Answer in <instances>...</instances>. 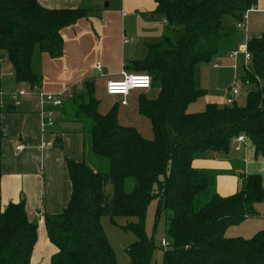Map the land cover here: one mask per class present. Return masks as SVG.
<instances>
[{
	"label": "trees",
	"instance_id": "trees-1",
	"mask_svg": "<svg viewBox=\"0 0 264 264\" xmlns=\"http://www.w3.org/2000/svg\"><path fill=\"white\" fill-rule=\"evenodd\" d=\"M154 13L166 21L159 39L147 43L142 59H130L123 68L151 76L155 96L140 92L138 113L153 133L146 139L117 120V105L98 111L94 82L84 80L66 99L61 115L82 124L83 157L67 160L71 194L57 214H44L50 243L56 248L50 264H118L101 226V216L135 217L122 228L136 240L127 247L128 264H148L153 238L145 232L147 207L157 200L168 210L161 264H264V227L249 238L227 237L229 227L257 214L264 202L258 174L236 173L239 189L221 196L215 178L232 170L197 169L196 158L227 152L232 140L244 134L255 155L264 157V33L246 43L249 67L240 81L249 86L244 106L234 99L219 106L207 103L202 111L187 112L189 104L206 92L196 87L195 68L225 51L235 24L257 0H153ZM89 7H42L38 0H0V52H5L16 83L41 84L33 68L35 51L51 58L63 55L61 30L93 15ZM231 89V88H230ZM229 89V92H230ZM10 110L6 107L0 113ZM0 129V179L1 140ZM133 187L125 191V181ZM112 187L111 197L105 187ZM37 223L28 219L24 201L0 203V264H33Z\"/></svg>",
	"mask_w": 264,
	"mask_h": 264
},
{
	"label": "crops",
	"instance_id": "crops-1",
	"mask_svg": "<svg viewBox=\"0 0 264 264\" xmlns=\"http://www.w3.org/2000/svg\"><path fill=\"white\" fill-rule=\"evenodd\" d=\"M115 1L117 5L110 10V0H38L42 7L50 9L89 7L93 11H97L100 9L99 7L103 8V3L105 8V10H101L104 13L103 18L97 19V17L91 16L88 19H80L75 24L61 30L64 40L63 55L57 60L46 59L47 55H45L40 84L43 90L49 93L64 91L73 93L80 89L85 77L83 60L86 57V55L80 56V54L84 43H91V36L94 34L99 36L97 49L102 52L106 50L111 55V60L107 54L104 59L102 58L105 61L110 60L104 63L105 75L109 77L107 80L119 79V72L123 69V53L126 50L124 49L125 40H121V29L124 25L126 26L128 17L131 16L137 21H144V24H152L154 16H148V14L154 13L155 3L153 0ZM248 15L246 30L237 29V32L242 36L245 35L247 39L264 33V0H257ZM129 20L132 22L131 19ZM163 20L162 18V23ZM162 30L163 27L160 33ZM247 30L252 33L250 37L246 35ZM123 33L125 35L126 31L123 30ZM110 36L114 38V41L108 44L107 38ZM229 51L220 52L216 56H229L231 55ZM130 59L138 58L131 57ZM54 61L61 62L60 71H54L50 67L46 68V63L48 65L55 64ZM79 62H82L83 71ZM91 66L96 68L94 63ZM120 67L122 68L120 69ZM94 71L95 73L99 72L96 69ZM0 72V88L6 93L20 86V83L14 82L13 70L5 52H0ZM195 81L196 87L200 88L196 70ZM150 90L153 91L152 96L157 94V89L151 88ZM148 91L141 92L147 93ZM139 93L132 91L124 106L120 104L121 97H114L110 103L103 105L102 113L107 112L112 105L116 104L119 124L134 127L142 137L152 139L153 133L148 119L137 111ZM235 96H231L229 92L226 96L227 99L222 102L205 98L197 105L189 104L187 112L202 111L207 103L223 106L228 104L230 99L235 100ZM4 107L10 110L5 109L7 111L0 113V129L3 133L0 203L4 207L9 203L24 201L28 219L38 225L37 241L31 254V262L43 264L47 260L50 264V258L56 248L47 237L43 215L45 213L57 214L69 202L71 183L66 161H80L83 157L82 124L63 117L60 112L61 108H57L52 114L53 124L43 129L42 117L37 111L33 99H23L18 105H14L8 96L4 95L0 98V109ZM19 145L22 147L17 149ZM192 166L197 169L232 170V174H220L215 178V189L221 196H229L239 189L241 180L236 174L238 172L260 175L264 188V157L255 155L253 144L248 139L239 145L232 141L227 152H215L210 156L196 158L192 161ZM261 206H264V202L255 204L257 214ZM38 214L41 216H37ZM263 219L264 217L261 220L263 221ZM262 221L253 230L254 234L264 227Z\"/></svg>",
	"mask_w": 264,
	"mask_h": 264
},
{
	"label": "rangeland",
	"instance_id": "rangeland-1",
	"mask_svg": "<svg viewBox=\"0 0 264 264\" xmlns=\"http://www.w3.org/2000/svg\"><path fill=\"white\" fill-rule=\"evenodd\" d=\"M111 4L109 9L111 10L116 4L115 0H110ZM103 8L99 7L97 11H94L92 16L97 17V19L103 18L104 13L101 10H105L104 3L102 4ZM249 12H247L248 15ZM153 15L154 19H152V24H144V21H137L133 18V16L128 17V21L126 22V26L124 25L121 29V40H125V52L123 53V65L124 62L130 60L131 57L142 59L146 54V44L156 42L160 35L161 29L164 27V22L162 23V15L159 13H151L148 16ZM250 15V14H249ZM248 15V16H249ZM132 22H130V20ZM143 23V24H142ZM123 30L126 31L124 35ZM247 36L250 37L252 35L250 30L246 32ZM250 38H246L245 35L242 36L239 32H235L233 38L229 41L225 42V51L229 50V53L238 49L239 45L247 43ZM99 36L94 34L91 36V43H84V48L81 51L82 53L80 56H85L84 61V80L91 79L94 82V96L96 99L99 100L98 104V111L100 113L103 112V105L110 103L114 97L120 98L118 96H107L105 94L104 88L107 79L109 77L105 75L106 69L104 67V63H107L111 60V55L108 52L100 51L97 49L99 44ZM108 44H111L114 41L113 37L107 38ZM97 44V45H96ZM127 52V54H126ZM109 55L110 60H102L105 56ZM57 60L58 58H51L47 53H42L39 51H35L33 55V68L35 71L39 72L42 76V68H43V60L45 59ZM98 61V62H97ZM55 64L48 65L47 63L46 68L50 67L54 71H60L61 62L54 61ZM82 66V62H79ZM95 64L96 66L99 65L98 69L93 68L91 64ZM217 63L218 67H213V64ZM249 61H245L243 55L238 53L234 55L225 56H214L209 62L207 63H199L196 66V76L199 79V86L201 89L205 90V94L198 98L195 102L191 105H197L201 103V100L205 98H211L213 100H217L218 102H222L226 100V96L229 93V88H233V86L238 84L240 88V93L236 95L235 101L237 105L244 106L246 100V94L248 92L249 86L242 83L240 81V77L243 72V66L249 67ZM106 65V64H105ZM5 68V67H4ZM122 67H120L121 69ZM94 69H96L97 73H95ZM83 71V66L82 69ZM7 72V71H5ZM83 75V74H82ZM136 93L141 91H135ZM152 90H149L147 94L152 96ZM35 102V100H33ZM100 105V106H99ZM192 107V106H190ZM147 119V118H146ZM133 182L130 179L125 181V191L128 192L132 189ZM105 192L107 195L111 197L112 194V187L110 184H107L105 187ZM157 207V200H152L149 206L147 207L146 217H145V232L147 236L153 238V244L155 249L153 250L152 257L148 264H161L162 260V250L165 248L160 245L162 240L167 242V245L170 244V238L166 234L167 229V216L169 215L168 210H165L161 207L158 216H155ZM264 217V206L260 207L258 214L246 218L242 222L237 225H233L229 227L226 231V236H243V237H250L254 234L255 228L258 224H261V219ZM135 217H114L111 219L106 213L101 216L100 222L101 226L104 230V233L107 237V240L113 250L115 255L116 261L118 264H128L129 258L126 253V249L129 245H131L135 240L136 236L130 231L125 230L122 227L128 222H136ZM43 264H49V261H44Z\"/></svg>",
	"mask_w": 264,
	"mask_h": 264
},
{
	"label": "built area",
	"instance_id": "built-area-1",
	"mask_svg": "<svg viewBox=\"0 0 264 264\" xmlns=\"http://www.w3.org/2000/svg\"><path fill=\"white\" fill-rule=\"evenodd\" d=\"M251 10V9H250ZM249 12V11H247ZM247 12L242 16V18L235 24L236 29L238 30H246V20H247ZM166 23L165 20H163ZM241 53L244 56L245 61H249L251 58L250 53L247 51L246 43L239 45L238 49L233 51L232 56ZM99 65L96 66L98 69ZM213 67H218V64H213ZM0 81H1V72H0ZM152 78L150 75L146 73H131L121 69L119 72V79L116 80H107L105 84V94L108 96H118L121 97L120 104L126 105L127 98L132 91H147L151 89ZM239 86L235 83L233 88L230 89L231 96H235L239 93ZM7 95L8 99L14 105H18L23 99H33L35 100V107L39 114L42 117V128L49 127L53 124V111L54 109H60L63 107L66 99H70L72 97L71 92H58V93H49L43 90L40 84L29 86L24 83H20V86L10 92H5L0 88V98L2 96ZM247 140L244 134H240L236 136L232 141L236 145ZM22 146H17V149H20ZM37 216H41L38 214ZM262 225L264 226V219L262 221ZM160 245L163 247L167 246V242L162 240Z\"/></svg>",
	"mask_w": 264,
	"mask_h": 264
},
{
	"label": "water",
	"instance_id": "water-1",
	"mask_svg": "<svg viewBox=\"0 0 264 264\" xmlns=\"http://www.w3.org/2000/svg\"><path fill=\"white\" fill-rule=\"evenodd\" d=\"M105 6H107V5H105Z\"/></svg>",
	"mask_w": 264,
	"mask_h": 264
}]
</instances>
